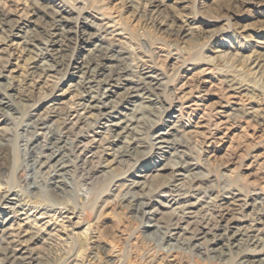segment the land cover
Returning <instances> with one entry per match:
<instances>
[{
    "label": "rangeland",
    "instance_id": "1",
    "mask_svg": "<svg viewBox=\"0 0 264 264\" xmlns=\"http://www.w3.org/2000/svg\"><path fill=\"white\" fill-rule=\"evenodd\" d=\"M0 6L11 11L12 33L19 35H11V28L0 30V94L9 95L5 102L11 104L8 113H0V131L10 136L6 146L0 144V196L11 187L24 207L0 201V237L32 227L41 239L32 247L46 264L71 260V264H240L241 252L253 251L260 243L263 247L264 0H0ZM59 7L74 21L53 37L48 30ZM86 19L94 23L87 31L96 34L87 44L76 39L80 21ZM26 39L32 40L27 46L30 51L18 44ZM96 43L125 50L134 78L146 67L160 78L152 96L156 104L144 114L147 129L134 123L123 133V141L141 137L136 150L142 152L122 162H111L113 147L125 143L113 144L106 125L125 118L131 110L119 106L111 112L109 107L105 111L114 117L77 122V111L86 112L76 108L83 89H79L82 73L74 67ZM35 59L39 60L34 63ZM35 65L41 69L55 65L56 70L38 77L31 74ZM233 77L257 90L230 97L226 79ZM112 99L120 98L116 94L105 100ZM222 106H228L236 118L223 123L218 113ZM247 111H253L256 119ZM38 117H46L47 125L55 128L66 122L70 128L64 140L69 143L64 152L71 155L69 148L79 141L89 145L79 158L87 160L89 168L72 154L67 175L72 181L65 192L45 184L37 197L27 188L30 175L42 182L53 173L49 167L42 169L43 174L34 169L35 152L29 147L44 143L45 129L27 124ZM172 122L177 126L171 138L176 149L165 148L163 153L151 148L155 134L169 130ZM134 127L142 134L133 132ZM35 134L40 138L37 142L32 141ZM181 156L194 165L176 176L175 162L185 163ZM158 165L167 169L152 179ZM91 167L99 169L94 176L87 172ZM134 180L143 181V189L133 190L145 193L146 199L139 209L131 210L121 197L126 188L116 187ZM188 198L197 204L193 211L204 226L208 218L213 223L211 213L221 199L232 202L221 229L200 227L208 232L195 240L202 244V251L186 243L193 236L191 225L181 223L188 228L184 233L185 229L172 227ZM45 208L57 211L44 213ZM154 209L160 212L156 220L145 213ZM251 228L257 231L247 232ZM238 229L250 237L241 235L238 238L243 241L229 245L219 236H232ZM229 250L231 257L225 255ZM170 254L174 261H169Z\"/></svg>",
    "mask_w": 264,
    "mask_h": 264
},
{
    "label": "bare ground",
    "instance_id": "2",
    "mask_svg": "<svg viewBox=\"0 0 264 264\" xmlns=\"http://www.w3.org/2000/svg\"><path fill=\"white\" fill-rule=\"evenodd\" d=\"M73 21H74L73 17H71V15L67 13L66 10L59 7L53 12V17H52V21L50 23V26H49L50 28L48 32L53 37H56L58 34L56 33L57 31H61L60 33L65 32V26L71 24ZM11 22H12L11 11L0 6V30L6 31L7 29L11 28L10 29L11 35L14 34L12 33V30L14 29H12L13 27H12ZM90 27H94V23L89 22L87 19L80 21L79 29L76 31L77 32L76 34L77 42L79 40L87 44V43H90L94 37H96L95 33L87 31ZM14 35L19 37L18 34H14ZM18 44H24L23 49L30 51L31 47L27 48V46L32 45V40L26 39L23 41V43H18ZM48 44L49 43H47V45ZM55 44H57V40L54 41V45ZM126 53L127 52L125 50L117 49L115 47V44L107 43L106 45H102V44L96 43L92 49H88V54L84 55L82 61L79 62V64H77L74 67L82 73L81 76H79L81 78L79 82L80 83L79 89H83V91L80 94L81 99L78 101L77 103L78 107L76 108H80V110H83L86 112V114L83 115L82 113H79V111H77V122H80V123L83 122V123L89 124L92 122L89 120L93 118H95L98 121L99 117L100 118L104 117L103 119H106L107 118L106 116L114 117L110 114V112L105 111L109 107L112 108L111 112H115L114 110H117L119 106L125 107V109L132 111V113L131 114L129 113L128 115H126L125 113L124 114L126 116L125 118L118 117L117 118L118 121H115V122L110 123L109 125H106L107 127L105 126L107 131H109L111 136L113 137V144H115V141L116 142L121 141L125 143V145L118 146L117 148L113 147L114 153L112 154L113 155V159L111 160L112 163L122 162L124 161L125 157L132 156L133 153H135V155H138L139 152H142V151L136 150L138 147H141L139 146L141 145L139 142L141 140V137L133 136V138H130V140L123 141V137H124L123 133L131 129L129 125H132L134 123H138V124L141 123L142 125H140L139 127L142 129H147L145 125L146 121H145L144 114L146 111L152 108L151 107L152 105L156 104L155 102H152L154 100L152 96L154 95V90L159 85L158 82L160 79L158 78L157 74H155L154 69L151 67L144 68L136 76L137 79L134 78L133 77L134 73L131 70L130 65L127 61L128 55H125ZM58 58H60L61 60L62 56H58L56 59ZM38 60L39 59H35L33 62L36 63ZM58 63H60V61ZM58 65H62V64H58ZM55 67L56 66L54 65L52 68L46 67V69H43V68L41 69L39 65H35L32 67V68H35V71L33 70L31 74L33 75L36 74L38 75V77H40L43 74V72L48 73V71L50 70H53V71L54 69L56 70ZM33 80H34V77H33ZM226 83H227L226 88L231 93V96L229 95L230 97H232V94L242 95L243 92L257 90V88L255 87H252V89H250V87H248L246 83H243V81H240L239 79H236L234 77L231 79H226ZM121 89H123L124 91H120ZM93 92H97L99 95H91ZM116 94L120 98L118 102H116L113 99L110 101L105 100ZM2 95L3 94H0V113L5 114V113H8V111L11 109L10 102H5V99L6 98L9 99L10 96L7 94H5V96H2ZM139 99H141L142 101L138 104H135L134 102H136ZM146 102H150V105H146L145 104ZM126 104L128 105L134 104V107L130 108ZM221 108L222 109H220L218 113L221 115V118H222L221 121H224L223 123H227L228 121H232L233 119L236 118L235 117L236 115H234L233 112L231 113L230 111L231 109L230 108L228 109V106H222ZM67 113H69V111ZM87 114H90V115H87ZM246 115L254 119H256L255 117H257V115H255L253 111H247ZM257 122H259V120ZM28 125H29L28 128L33 127L36 129L37 128L45 129L44 133H42V136L44 137V140H43L44 143H42V141L37 142V140H39L40 138H35L36 136L35 134L32 141L36 139L37 145L35 147L33 146L32 148L29 147L30 151L33 150L35 152V158H34V163H33L35 171L40 174H43L44 172L42 169L49 167L48 170H51L53 172V173L51 172L49 173L48 180L47 181L43 180L42 181L43 183L39 181L37 178H34L35 176L30 175L29 178H31L32 182L27 183V188L30 189L31 196L38 197L40 194H42L43 189H44L42 187L45 186V184H48L49 186L51 185L53 189H56L57 191L65 192L66 188L70 184L69 181H72V180H68L69 178H67V175H70V172H69L70 170L68 169V167L70 166L69 163L72 161V158L69 156H71L72 154L76 155V158L79 160V158L81 157L80 154H82L83 151L87 150V147L89 145L83 144L82 141H79V143L77 142V145L69 148L71 149L70 150L71 155H67L66 152H64V149L67 147L66 143H69V142L65 141L64 137L68 133V130L70 127H68L66 122H63V125L61 127L55 128V127H51L50 125H47L46 117H38L37 119L32 120L30 124H27V126ZM216 125H220V122H217ZM39 127H42V128H39ZM119 129H122V130L118 131ZM132 129H133V132L135 131L136 134H142V132L140 133V131L135 130L136 127ZM176 131H177L176 123L172 122V124L169 126V130L157 132L155 134L154 141L150 142L151 148L158 147V149L162 150L163 153L167 152L165 148L176 149L174 146L175 140L171 139ZM9 137L10 136L8 133L0 131V144H2L3 146H6L7 142L10 140ZM32 141L31 143L33 144ZM63 142L65 143L64 145H62ZM136 143H138L137 146H133ZM158 144L160 146H156ZM37 147H39V149H36ZM178 153L179 152L176 150L174 154L178 155ZM181 159L185 161L184 164H180V162H175L176 165L173 166V168L177 171V173L175 174L176 176H182L183 175L181 173L182 170L184 169L189 170V168L194 165V163H191L190 161L185 160V158H183L182 156H181ZM79 161L82 162L84 167L89 168V164L87 160H83L81 158ZM165 169H167V167L158 165V167H156V172H158L157 174H155L154 176L144 175L143 177L150 179L153 176L152 179H154L157 176L162 175L160 171H163ZM97 171H99L98 168L91 167L89 171L87 172L88 174H90V176H94ZM45 179H47V177ZM195 179L198 180L199 178L195 177ZM114 185H116V183ZM142 185H143V181L134 180L131 185H127L125 182L121 185L118 184L116 187L117 189L121 187L119 191H122L123 188H126L127 191L124 192L121 197L124 201H127V203H129V207H131V210L139 209L138 205H140L142 201L146 199L145 193L141 194L140 192L133 190L135 188L142 187ZM165 185H168V183ZM143 188L144 187H142L141 189ZM188 195L190 194H187V196ZM128 196H132L131 200L130 198H127ZM235 197H233V199ZM0 201L6 204H7V201L8 203L14 202L15 204H18L17 203L18 199L14 197V190L11 187L9 188L7 192H5L3 195L0 196ZM221 201H220L221 203L217 204L216 207L214 208L215 213L214 212L213 214L211 213V215H213L212 216L213 220H211L213 221V223H210V220H209L210 218H208V221L206 220L207 222H206V225L204 226L203 224L199 222L201 218L197 219L198 218L197 211H193V209L196 208L197 204L195 202H191L189 198L186 199L184 201V205L182 206L183 208L182 215L175 216L176 222L172 225V227L175 226L173 230L182 229L183 227L181 223L184 221L188 224L187 226L191 225L193 227V231H192L193 236L191 238L188 237L190 241L189 242L187 241L186 243L190 247L193 246L194 248L200 249L202 251L203 249L202 244L195 243V240L198 239L199 235L203 233H208V232L202 231L200 227L204 229L207 228L209 231L213 229L215 230L221 229L222 220H224L225 215L228 213L227 211L231 210L230 204L232 202H230L226 198L221 199ZM17 207L24 209V207L21 204H18ZM146 207L148 206H145V208ZM14 208L15 207H13V209ZM140 209L142 208L140 207ZM49 211L56 212L57 208H45L44 213H47ZM145 213L150 214L149 216L150 219L156 220V215L159 214L160 212L158 209H154L153 211H149ZM193 218L195 220L189 221L190 219H193ZM153 226H156V225L154 224ZM229 227L230 225L227 226V229ZM29 228H32V227H28L27 229H24L23 231L19 232L15 236H13V234H10V233H5L4 237H0V244H2V246L0 247V264H46L45 258L42 255H40L38 252L34 251V248L32 247L33 244L41 240L40 234L38 232L31 231V229ZM183 229H185L183 231L184 233L188 228L185 227ZM253 231H257V229L251 228V229H248L247 232H253ZM176 234L177 232L171 234L172 235L171 237H173ZM248 234L249 233H247L246 235L242 234V232H240V230L238 229L232 236H224V235L222 236V234H219V236L222 238V240L225 239L229 241V245H231L233 244V240L243 241L242 238L240 239L238 238L241 235L250 237ZM255 241H258V239ZM186 243H183V244H186ZM261 245L262 244L260 243L256 247L257 249H254L253 251H250V252L245 251L243 253L241 252L240 264H264V245L262 248L260 247ZM258 248H261V249H258ZM229 252L230 254H225V255L231 257L232 256L231 251L229 250ZM168 257L170 258L169 261H174V257H175L174 254H170ZM72 262L73 260H71L69 264H71Z\"/></svg>",
    "mask_w": 264,
    "mask_h": 264
}]
</instances>
